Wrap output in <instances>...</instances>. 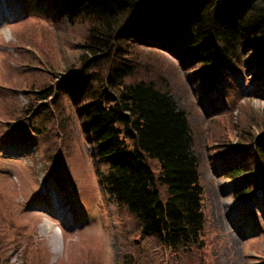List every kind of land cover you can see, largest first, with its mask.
<instances>
[{"label":"trees","instance_id":"1","mask_svg":"<svg viewBox=\"0 0 264 264\" xmlns=\"http://www.w3.org/2000/svg\"><path fill=\"white\" fill-rule=\"evenodd\" d=\"M38 1L42 6L50 1L68 26L79 30L70 45L81 37V27L83 41L75 45V64L67 70L45 62L34 67L40 59L37 44L20 42L21 66L8 94L21 91L26 103L5 102L4 110L10 111L0 117V135L36 138L44 130L36 119L55 113L57 130L66 139L72 131L64 114L74 107L96 150L98 183L128 212L133 234L152 238L177 256H194L202 246L205 219L190 124L167 89V78L149 73L152 64L139 59L129 41L140 23L173 34L187 74L207 95L217 94L229 78L243 76L252 81L254 94L264 97V0ZM257 120L253 115L243 123L236 152L258 163L264 184V121ZM149 159L157 162L156 175ZM241 162L230 164L227 172L241 180L233 190L239 201L249 198L258 182ZM123 264L134 262L128 256Z\"/></svg>","mask_w":264,"mask_h":264},{"label":"rangeland","instance_id":"2","mask_svg":"<svg viewBox=\"0 0 264 264\" xmlns=\"http://www.w3.org/2000/svg\"><path fill=\"white\" fill-rule=\"evenodd\" d=\"M84 30L70 45L79 30L69 27L50 1L42 6L38 0H0L1 118L10 111L4 110L5 102L26 103L21 91L8 94L21 66L20 42L37 44L40 59L34 67L45 62L67 70L75 64L74 48ZM133 35L129 46L152 64L149 73L167 78L166 87L190 124L203 189L201 249L192 257L177 256L152 238L133 234L128 212L98 184L96 150L73 107L64 114L72 131L66 139L57 130L55 113L36 119L44 129L36 138L0 135V264H123L128 256L134 264H264V192L256 189L257 198L236 201L233 190L241 180L227 176L230 164L243 161L258 179V163L236 150L245 134L243 123L253 115L264 121V97L254 94L252 81L243 76L229 78L218 95L208 96L187 74L172 34L140 23ZM230 148L234 154L221 157ZM148 164L156 175L157 162L149 159ZM44 222L51 231L42 232Z\"/></svg>","mask_w":264,"mask_h":264},{"label":"bare ground","instance_id":"3","mask_svg":"<svg viewBox=\"0 0 264 264\" xmlns=\"http://www.w3.org/2000/svg\"><path fill=\"white\" fill-rule=\"evenodd\" d=\"M42 232L46 233L51 231L52 226L49 223L44 222V224L41 225Z\"/></svg>","mask_w":264,"mask_h":264}]
</instances>
